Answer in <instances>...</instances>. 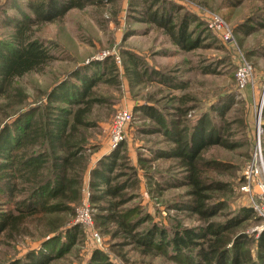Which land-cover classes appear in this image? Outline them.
<instances>
[{"label":"rangeland","instance_id":"374dc122","mask_svg":"<svg viewBox=\"0 0 264 264\" xmlns=\"http://www.w3.org/2000/svg\"><path fill=\"white\" fill-rule=\"evenodd\" d=\"M34 1L0 0V50L14 46L15 31L26 24L30 26L28 36L44 42L57 59L42 71L18 79L16 86L24 97L0 98V126L8 118L13 119L15 109L45 104L46 95L55 86L67 80L77 84L71 75L77 69L82 72L85 65L99 64V67L90 68L87 77L100 76L102 79L93 88L95 101L82 117L85 123L78 127V137L86 140L85 154L88 156L79 203L71 205V210L42 218L30 217L16 230L0 233V264L25 260L27 253L33 250L54 255L63 243H69L66 239L71 235L75 237L74 243L62 258H55L50 264H91L96 251L108 256L106 263L186 264L176 260L170 250L169 254L164 253L166 248L153 247L147 253L131 240L132 235L138 236V232L146 233L156 226L170 239L178 229L203 225L197 215L183 208L192 202L185 181L187 172L177 159L158 155L160 150H173L174 141L143 107H155L157 114L166 121L180 118L184 122L182 117H173L177 115L176 108L183 106L188 111V121L183 126L187 136L195 124L207 117L220 133V143L201 152L204 160L217 161L213 164H217L215 169H206L207 178L226 185L225 191L213 194L214 203L225 202V208L212 220L224 223L251 207L250 192L243 191L247 182L242 186L241 183L246 170L255 162L259 146L264 163V0H185V8L197 17L190 30H194L202 44L190 52L175 46L162 29L144 22L141 6L135 11L132 0L107 1L82 10L73 9L61 19L30 25L29 19L34 18V13L29 6ZM215 13L231 31L232 44L210 28L211 16ZM238 25L252 28V32L248 35L243 31L236 33ZM243 56L253 67V77L247 88L240 89L235 74ZM154 70L160 75L152 73ZM164 75L176 80L174 83L184 84V90L162 83ZM182 96H186L183 105L179 100ZM55 106L77 107L66 102H58ZM120 110L130 112L131 120L115 143L111 140V127ZM221 113L223 116H219ZM116 156L111 177L120 173L127 175L111 184L125 183L129 196L120 208L121 213L131 211L126 222L134 224L149 218L134 232L109 218L111 213L105 209L112 202L110 198L92 202L93 170L102 160L111 161ZM259 164L258 169L264 174ZM181 184L185 185L179 187ZM256 191L261 189L256 186ZM68 194L71 197L74 192ZM12 203L4 191V182L0 183V216L13 208ZM85 205L94 217L101 243L93 239L88 229L76 223L77 209ZM255 205L261 206L262 201ZM255 214L236 229L244 231L254 241L264 230V218ZM57 225L63 233L61 241L44 244L46 236L52 232L49 230ZM247 247L253 249L256 257L255 244L249 242Z\"/></svg>","mask_w":264,"mask_h":264},{"label":"trees","instance_id":"16d2710c","mask_svg":"<svg viewBox=\"0 0 264 264\" xmlns=\"http://www.w3.org/2000/svg\"><path fill=\"white\" fill-rule=\"evenodd\" d=\"M107 1L114 0H36L29 6L34 13V18L29 19V24L52 22L63 18L70 10H82ZM135 1L132 0L131 6L135 11L141 6L145 14L143 21L162 29L181 50L190 52L202 45L200 37H195L194 30H190L197 17L186 9L185 0ZM29 27L26 24L19 26L13 38L14 46L0 50V98L20 95L24 97L23 92L17 89L18 79L28 73L42 71L46 65L57 59L44 42L28 36ZM241 31L248 35L252 28L238 25L235 32ZM98 65H85L81 67L82 72L79 69L73 72L71 77L76 79L77 84L80 82L81 86L67 80L55 86V89L46 95L45 104L36 108H28V105L26 109H15L13 119L8 118L3 122V126H0V161H3L0 162V183L4 182V191L13 202V208L2 212L0 216V233L16 230L30 217L42 218L66 209L71 210V205L79 203L82 176L87 169L88 156L85 154L86 140L78 137V127L85 123L82 117L95 101L93 88L102 78H88L87 73L90 68L99 67ZM152 73L160 75L156 70ZM162 79V83L170 85L173 89L184 90V84L174 83L176 80L165 75ZM185 98L186 96H182L179 99L182 105ZM24 100L25 98L21 101ZM58 102L77 107L60 108L55 106ZM143 111H146L160 129L166 132L169 139L174 141L176 146L173 150H160L158 155L177 159L187 172L185 181L192 202L183 208L197 215L203 225L178 229L170 239L163 229L156 226L146 233L138 232V236L132 235L133 243L147 253L153 247L166 248L164 253L169 254L170 250L175 254L176 260L186 264H264V230L255 241L244 231L236 230L242 221L247 220L253 213L264 218L255 210L253 204L249 207L250 210L245 208L227 222L212 220L225 208V202L214 203L216 198L213 194L215 191H225L226 185H219L213 179L207 178L206 169H215L217 164H213L217 161L204 160L201 152L210 145L220 143L217 127L205 117L193 126L191 134L187 136L183 126L187 124L188 111L183 106L176 108L177 115L173 117H182L184 122L180 121V118L166 121L152 106L143 107ZM36 115L40 116L36 118ZM117 159L118 156L116 159L111 158V161L102 160L93 170L90 180V188L94 191L92 202L110 198L112 202H108L105 209L111 213L109 218L134 232L144 222L149 221V218L140 219L134 224L126 222L131 211L121 213L120 208L127 203L129 196L125 191V183L111 184L112 181H118L127 175L120 173L111 177ZM131 169L134 170L133 167ZM245 182L243 176L241 186ZM182 185L185 184L179 187ZM103 187L105 189H102ZM70 191L74 192L71 197L68 194ZM113 199L117 201L113 202ZM49 231L52 232L48 233L44 244L59 243L63 235L59 231V225ZM126 231L128 232L127 229ZM74 238V235L67 236L69 243H63L54 255L33 250L27 253L25 260H17L15 264H50L53 259L63 257L67 248L74 243ZM249 242L255 244L256 257L253 256V249L247 247ZM108 259L106 254L96 251L90 262L113 264L106 263Z\"/></svg>","mask_w":264,"mask_h":264},{"label":"built area","instance_id":"2783aa9c","mask_svg":"<svg viewBox=\"0 0 264 264\" xmlns=\"http://www.w3.org/2000/svg\"><path fill=\"white\" fill-rule=\"evenodd\" d=\"M211 18L212 21L210 24V28L216 32L221 33L227 40V42L232 44L234 42V38L223 19L217 14H212ZM107 55L108 54L105 53L104 57H106ZM116 60L118 61L117 63L121 62L119 57H116ZM235 77L237 86L240 89H244L252 80L253 67L251 63L245 58V56H243L239 60ZM130 120L131 113L127 110H120L117 113L111 127L112 142L117 143L121 139V134ZM258 162L260 163L259 166L263 167L264 172L263 155L260 146L258 147L257 154L255 155V162L251 166H249L245 172L247 185L243 188V191L250 192V197L253 200V205L257 201H262L261 206L255 205L254 208L261 216L264 217V174L262 173V170L258 169ZM256 186H258L261 191H256ZM76 217V223L80 224L85 229H88L91 232L93 239L97 243H101V237L99 232L95 230L94 217L90 212L89 207L85 205L81 208H78Z\"/></svg>","mask_w":264,"mask_h":264}]
</instances>
